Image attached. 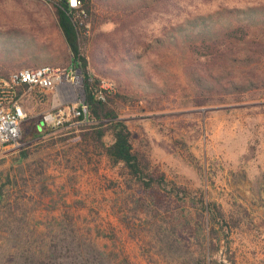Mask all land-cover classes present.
<instances>
[{
    "label": "rangeland",
    "instance_id": "rangeland-1",
    "mask_svg": "<svg viewBox=\"0 0 264 264\" xmlns=\"http://www.w3.org/2000/svg\"><path fill=\"white\" fill-rule=\"evenodd\" d=\"M49 2L0 0V62L11 72L69 63L72 54ZM136 2H94L83 19L84 74L125 95L115 107L118 118L132 132L134 147L165 174L170 195L151 198L135 185L126 187L102 146L80 135L90 122L46 128L40 113L48 97L30 100L22 146L0 147V264H10L16 249L43 251L54 242L66 247L73 231L82 244L90 238L112 264H264V87L194 105L181 46L159 43L172 33L163 29L162 13L131 31L119 28ZM187 4V16L253 7L252 30L264 39V0ZM135 35L154 43L152 49L132 43ZM129 52L140 55L134 62L140 68ZM111 140L107 132L103 145ZM207 203L224 217L204 212ZM158 226L174 231L172 240L153 236Z\"/></svg>",
    "mask_w": 264,
    "mask_h": 264
},
{
    "label": "trees",
    "instance_id": "trees-1",
    "mask_svg": "<svg viewBox=\"0 0 264 264\" xmlns=\"http://www.w3.org/2000/svg\"><path fill=\"white\" fill-rule=\"evenodd\" d=\"M68 1L50 0L49 3L56 26L61 31L74 61L85 72L87 59L81 46V34L85 30L83 19L88 21V15L91 14L97 0H79L85 11L80 17L69 13L71 7ZM187 1L192 2V0L150 2L137 0L135 5L138 7L132 9L133 16L127 21H121L119 28L131 31L136 28L137 23L153 19L151 17L153 13H162L167 21L162 27L164 30H172V33L170 32V35L159 43L181 46L183 74L196 89L194 105L204 106L214 98L264 87V66L260 67L264 63V39L258 37L252 30L254 17L258 13L254 12L255 8L218 10L205 15L187 16ZM184 12L187 17L180 22L171 23L172 19ZM220 17L221 20L217 21L216 19ZM209 19L212 22L217 21L216 24H211ZM141 41L140 36L135 35L131 42L137 45ZM142 45L143 50L147 51L149 48L152 49L154 43L142 41ZM139 56L136 54L135 58ZM126 57L134 64L135 58L130 52ZM137 67L140 68L139 65ZM97 70L111 79L114 77L116 80L119 77V73L109 69L98 67ZM10 73V68L0 62V78H7ZM99 84L98 77L89 80L86 75L84 89L90 123L82 127L84 129L80 135L83 140L102 146L103 154L108 160L119 166V174L126 187L133 188L135 185L141 193H146L151 198L161 194L170 195L172 190L165 174L155 171L147 155L134 147L132 132L126 123L118 118L115 107L119 100L125 99V95L119 89L109 91L101 89ZM101 92L103 98L100 96ZM107 132H110L112 140L109 144L103 145L102 138ZM203 210L211 214L215 212V218L224 217L221 209L215 211L210 203L205 204ZM160 228V226L152 228L153 236L161 234L159 241L162 242H169L170 237L172 240L174 234H171L174 231L163 232ZM67 240L64 250L57 242L51 243L43 251L30 247L21 252L16 249L10 258V264H112L105 257V252L90 238L87 243L82 244L78 234L73 231Z\"/></svg>",
    "mask_w": 264,
    "mask_h": 264
},
{
    "label": "built area",
    "instance_id": "built-area-1",
    "mask_svg": "<svg viewBox=\"0 0 264 264\" xmlns=\"http://www.w3.org/2000/svg\"><path fill=\"white\" fill-rule=\"evenodd\" d=\"M69 13L80 17L84 9L79 0H69ZM86 75L74 61L65 66L42 65L22 67L12 71L7 78H0V147L19 149L23 142V125L29 116L30 100L49 99V107L41 111L44 127L56 129L70 124L90 122L85 97ZM100 88L111 90L105 80ZM103 98V93H100ZM37 97V98H36Z\"/></svg>",
    "mask_w": 264,
    "mask_h": 264
},
{
    "label": "snow or ice",
    "instance_id": "snow-or-ice-1",
    "mask_svg": "<svg viewBox=\"0 0 264 264\" xmlns=\"http://www.w3.org/2000/svg\"><path fill=\"white\" fill-rule=\"evenodd\" d=\"M73 2H75V0H73Z\"/></svg>",
    "mask_w": 264,
    "mask_h": 264
}]
</instances>
